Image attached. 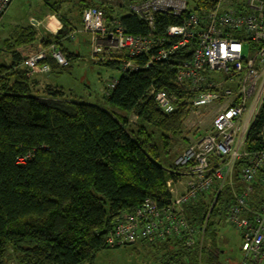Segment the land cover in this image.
<instances>
[{"label":"trees","instance_id":"1","mask_svg":"<svg viewBox=\"0 0 264 264\" xmlns=\"http://www.w3.org/2000/svg\"><path fill=\"white\" fill-rule=\"evenodd\" d=\"M14 1L0 13V26ZM40 1L45 12L39 9V15L62 12L65 23L51 43L50 35L40 41L33 25L19 23L0 39V264H95L99 252L113 249L106 238L120 217L136 218L138 211L145 219L138 223L132 245L152 247L157 258L161 254L166 260L162 264H181L186 256L195 257L197 264H220L224 251L217 235L223 223L238 231L241 251V229L231 217L252 222L254 214L264 209V163L256 165L248 157L233 163L224 196L227 181L219 192V183L214 181L182 206L180 216L196 230L192 245L185 244L191 235L182 226L177 232L171 229L170 234L162 227L146 232L145 226L154 219L143 208L146 200L154 202L158 216H163L175 196L185 193V189L174 191L178 176H185V186L192 179L187 176L188 166L177 163L189 147L177 155L174 164L161 160L171 151L172 142L183 144V124L194 98L176 86L175 64L156 63L136 72H122L118 80L100 90L111 111L70 100V94L56 87L45 86L39 93L36 77L28 76L22 65L23 52L40 46L60 52L68 62L63 67L48 52L43 61L48 67L45 75L70 73L80 57L65 45L82 35L91 48L90 34L81 32L82 13L89 8L103 14L110 30L119 22L126 34L147 36V26L129 14L130 6L142 0H109L115 5L101 0ZM63 1L73 3L65 12ZM190 3L194 12L212 7L206 0ZM175 23L172 17L155 16L153 36L164 37L167 27ZM89 57L92 63L121 71L120 60L93 59L91 49ZM153 86L176 97L172 112L158 106L150 93ZM263 127L264 101L248 130L245 153L262 148ZM207 160L215 164L220 159L212 156ZM179 220L174 216L169 223L174 227ZM199 234L205 237L196 239ZM121 246L127 248V244ZM241 259L256 264L246 262L243 254Z\"/></svg>","mask_w":264,"mask_h":264},{"label":"built area","instance_id":"2","mask_svg":"<svg viewBox=\"0 0 264 264\" xmlns=\"http://www.w3.org/2000/svg\"><path fill=\"white\" fill-rule=\"evenodd\" d=\"M10 1L0 0V13ZM208 1L212 7H199L200 12L190 10V0H142L131 5L129 14L147 26V36L126 34L119 22L111 30L106 28L103 14L96 9L89 8L82 13L81 32L90 34L93 59L106 55L110 62L120 60L122 72H136L156 63H173L177 66L176 86L194 94L192 106L218 110L211 120L210 130L177 160L181 166H188L187 176L192 178L187 182L185 193L175 196L171 209L163 216H158L159 209L154 202L146 200L143 208L154 216L145 226L148 233L159 227L167 234L172 230L177 232L178 226L184 228L180 216L182 206L198 192L208 190L214 181L219 183V192L236 160L248 157L256 165L264 163V127L260 134L262 148L252 153H245L243 149L248 130L264 101V0ZM157 15L176 21L167 27L164 37L153 36ZM35 19L39 24L33 28L42 27L45 31L38 34L40 41L50 35L48 42L51 43L63 26L56 15ZM256 45L257 51L245 57L244 52L248 51L245 48ZM48 52L40 46L23 52L22 65L28 70V76L48 71L43 64ZM49 53L59 65H68L60 52ZM150 93L164 112L173 111L174 95L154 86ZM212 156L220 160L210 164L207 159ZM244 176L250 179L248 170L244 171ZM238 204L242 206L243 200L239 199ZM174 216L180 220L173 227L169 222ZM144 219L140 211L136 218L121 216L106 238L108 247L133 243L138 223ZM231 220L241 229L244 260L264 264V249H261L264 209L254 214L252 222L238 216H232Z\"/></svg>","mask_w":264,"mask_h":264},{"label":"rangeland","instance_id":"3","mask_svg":"<svg viewBox=\"0 0 264 264\" xmlns=\"http://www.w3.org/2000/svg\"><path fill=\"white\" fill-rule=\"evenodd\" d=\"M39 9L45 11L42 9L40 0H15L10 5L8 12L2 19L3 28H7L9 25L14 24L22 17L23 23L26 24L27 21H24V19H27L29 15H39ZM36 17L43 19L46 16L43 17L40 14ZM33 29L37 35L39 33L42 34V31L45 32L42 27ZM77 41H79V38ZM66 46L70 51H74L76 54H78L80 56V60L72 65L70 73H61L57 75L50 74L47 78L52 81V84L62 88L68 96L70 94L73 99L82 100L86 103L111 111V106L102 96L100 90L111 84L113 80H118L122 75V71L92 63L89 57L90 50L86 43H83L82 40L81 42L72 43ZM245 49L248 51L244 52V55L245 57H249L257 51L258 45L254 47L249 46V49ZM102 59L103 62H109L106 58ZM211 74L214 75V72H211ZM215 80L216 79H214V81ZM194 109V107L189 106L188 115L183 124V144L177 143L176 141L172 142L171 151L169 154L161 157V160L164 163L174 164L177 159V155H180L183 152V149L185 150L186 147H189V149L195 147L202 135L206 134L210 130L211 120L214 115L217 114L218 110L215 107L197 108V110ZM156 139L157 136H154L155 141ZM180 176L182 179L178 176L179 179L177 181L180 182L174 183V191L175 189L186 190V186L184 185L185 180L183 178L185 176L182 174H180ZM228 183L229 182L227 181L224 185L223 196L226 192ZM172 185L173 183L170 182V188H172ZM171 191L173 192V189H171ZM182 220L184 222V228L182 229H185L187 234L191 235L185 244L192 245L194 242L193 235L196 233V230L187 223L184 217H182ZM203 231L204 230H202V232ZM203 237H205L203 234H199L196 236V239H203ZM217 241L224 251L220 260V264L242 263L240 239L238 236V231L235 228L229 226L227 223H223L218 229ZM116 247L119 246H113L112 250L106 249L99 252L95 258V264H162L164 261H166L164 258H160L161 254H159V258H157L155 253L156 251L152 247H147V245H132V243H128L127 248H121L123 246H120L119 249H116ZM202 256L203 255L201 254V257ZM205 258L206 257L204 256L202 261H204ZM173 263L174 262L171 264ZM197 263L198 260L193 256H186L181 262V264Z\"/></svg>","mask_w":264,"mask_h":264},{"label":"crops","instance_id":"4","mask_svg":"<svg viewBox=\"0 0 264 264\" xmlns=\"http://www.w3.org/2000/svg\"><path fill=\"white\" fill-rule=\"evenodd\" d=\"M54 1V0H53ZM53 1H51V2H53ZM70 1H75V0H70ZM70 1H68V2H65V1H63V2H65V3H63V6H62V9H64V12L68 9V8H71V6H72V2L69 4V2ZM97 1V0H96ZM99 1V0H98ZM101 1H103L102 2V4H105V5H115L114 4V2L113 1H109V0H101ZM122 6H124V4H122ZM45 12V11H44ZM39 14V13H38ZM44 16H47V15H51V14H43ZM43 15H41V16H43ZM52 15H56V16H58L60 19H61V21H62V24H63V26H62V28H64V26H65V23H64V21H63V19L61 18V15H62V12H59V13H56V12H53L52 13ZM32 16H35V15H32ZM36 16H39V15H36ZM23 18V17H22ZM19 19L17 22H15L14 24H11V25H9L7 28H5L4 27V29H6L4 32H3V24H1V30H0V39L1 40H3L5 37H6V31H8V30H10L11 28H12V25H15L16 23H19V24H24L23 23V19ZM24 21H27L26 22V24H29L30 22H28V20L27 19H24ZM32 25V24H31ZM81 26H78V28H80ZM61 32V31H60ZM83 34V33H82ZM79 38V41H77V39ZM81 40H82V42L83 43H86V45L88 46V48H89V50L91 49L90 48V44L88 43V41H87V37L86 36H82V35H77L76 36V39L73 41V43H76V42H81ZM70 44H72V43H70ZM70 44H68V45H70ZM33 45H35V43L33 44ZM67 45V44H66ZM65 45V47H66V49H68V47ZM36 46V45H35ZM71 53H74V54H76L74 51H70ZM76 55H78V54H76ZM79 56V55H78ZM80 57V56H79ZM54 75V74H56L57 75V73H55V72H53V73H51V75ZM58 74H60V73H58ZM50 74H48V75H45V74H38V75H36L35 77V81H36V83H37V86L35 87V89H36V91H38L39 93H41L42 92V90L45 88V86H50V87H56V88H58V89H62V88H60V87H58V86H56V85H54V84H52V81H50L47 77L49 76ZM63 90V89H62ZM64 91V90H63ZM71 99H73L71 96H70V100ZM74 100V99H73ZM172 189V188H171ZM176 191V190H175Z\"/></svg>","mask_w":264,"mask_h":264},{"label":"water","instance_id":"5","mask_svg":"<svg viewBox=\"0 0 264 264\" xmlns=\"http://www.w3.org/2000/svg\"><path fill=\"white\" fill-rule=\"evenodd\" d=\"M27 20H28V22H30V24H32L33 26H37V25L39 24V20L35 19V17L32 16V15H29V16L27 17Z\"/></svg>","mask_w":264,"mask_h":264}]
</instances>
